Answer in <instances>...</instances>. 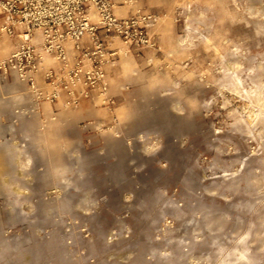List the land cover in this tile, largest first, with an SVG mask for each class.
I'll use <instances>...</instances> for the list:
<instances>
[{"label": "rangeland", "instance_id": "rangeland-1", "mask_svg": "<svg viewBox=\"0 0 264 264\" xmlns=\"http://www.w3.org/2000/svg\"><path fill=\"white\" fill-rule=\"evenodd\" d=\"M45 1L96 29L0 70V264H264V0Z\"/></svg>", "mask_w": 264, "mask_h": 264}, {"label": "built area", "instance_id": "built-area-1", "mask_svg": "<svg viewBox=\"0 0 264 264\" xmlns=\"http://www.w3.org/2000/svg\"><path fill=\"white\" fill-rule=\"evenodd\" d=\"M0 18L1 30L17 41L10 58L0 61V70L9 69L22 77L30 74L29 70L35 66L39 57L32 37L36 28H40L44 34L42 47L45 52H55L63 67L67 66V49L63 42L66 39L78 42L85 34H94L96 29L83 12L79 18L78 14H72L67 7L61 8L45 0H0ZM103 24L113 26L121 32H129L128 22L117 21L110 12L109 3L103 8ZM59 73L61 71L55 68L46 70V77L54 92H57L60 84ZM67 73L71 78L84 77L89 83L93 81L95 68L91 65L90 70H85L84 65L76 64L71 66Z\"/></svg>", "mask_w": 264, "mask_h": 264}, {"label": "bare ground", "instance_id": "bare-ground-1", "mask_svg": "<svg viewBox=\"0 0 264 264\" xmlns=\"http://www.w3.org/2000/svg\"><path fill=\"white\" fill-rule=\"evenodd\" d=\"M115 5H117V4H115ZM118 6V5H117ZM116 10V9H115ZM91 16L95 19V20H98L99 19V16H98V14H97V12H95V11H92V13H91ZM42 40H43V35H42V33L40 32V31H38L37 32V35L34 37V41H36V42H38V43H41L42 42ZM68 43H69V49H73V50H75V46H74V44H73V47H72V44H71V41H69V42H67L66 43V46H67V52L69 53V49H68ZM16 47V46H15ZM15 47L13 48V51H14V49H15ZM10 49H12V47H11V44L8 42V41H2L1 43H0V52L1 53H3V54H6V53H8L9 52V50ZM40 51V50H39ZM43 52V51H42ZM121 52H122V54L124 55V57H123V59H122V70H123V75L125 76V77H128V76H130V75H132V72H134L135 71V69H134V64H133V61H132V58L128 55V53H127V51L125 50V49H122L121 48ZM121 54V53H120ZM123 55H121V56H123ZM42 56V55H41ZM44 56H45V61H46V66H48V65H51L52 63H54V61H55V57L54 56H52V54H50V53H45L44 54ZM2 57V56H1ZM44 60V59H43ZM40 62V61H39ZM86 64L85 65H87V66H89V62L88 61H86L85 62ZM42 64H40V67H42L41 66ZM40 67H38V68H40ZM109 70H110V68H109ZM119 74V73H118ZM15 78L18 80H21L23 77L21 76V75H18L17 73H15ZM17 80H15V82L17 81ZM129 80V79H128ZM19 82V81H18ZM8 87H10V86H8ZM6 88V87H5ZM41 88V87H40ZM10 89V88H9ZM100 93V92H99ZM103 93H104V91H103ZM106 93V92H105ZM98 94V93H97ZM24 96V95H23ZM102 96H104V95H102ZM3 98V97H2ZM35 102H36V100H35ZM40 105V104H39ZM66 113V112H65ZM64 113V114H65ZM8 143V142H7ZM6 143V144H7ZM5 147V146H4ZM8 147V146H7ZM5 149H7L6 147H5ZM31 158V157H30Z\"/></svg>", "mask_w": 264, "mask_h": 264}]
</instances>
